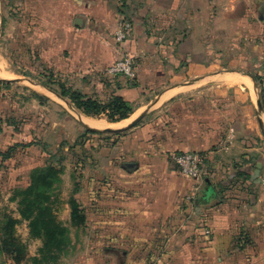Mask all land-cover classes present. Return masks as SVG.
<instances>
[{"label":"rangeland","instance_id":"374dc122","mask_svg":"<svg viewBox=\"0 0 264 264\" xmlns=\"http://www.w3.org/2000/svg\"><path fill=\"white\" fill-rule=\"evenodd\" d=\"M6 4L11 11L6 18L9 24H3L1 29L0 61L5 57L14 70L19 65V69L31 74L34 68L28 52V23L36 22L27 13L19 15L22 0H3V14ZM255 52L253 48L251 55ZM256 54L263 57L264 64V53ZM243 69L234 66L227 70L248 72ZM35 76L32 73L27 78V88L10 85L7 89L15 92L20 102L36 99L47 106L32 93V88L50 86L60 92L58 83L63 78L58 75L43 81ZM255 85L261 89L258 83ZM157 95L134 102L121 97L133 110L126 123L110 120V101L118 96L98 99L107 110L93 119L118 124L114 129L128 126L148 110L137 127L122 133H92L83 125L78 130L72 116L55 111L56 120L65 127L63 135L59 129L51 130L49 143L23 150L12 160V167L0 165V223L5 217L20 221L15 235L27 253L21 264H34L32 259L39 258L43 242L31 238L29 223L21 219L14 193L29 186L30 167L47 165L60 170L51 191V204L57 220L70 234V246L57 264H264L260 237L264 230V207L260 203L264 190L261 129L253 133L228 127L203 130L192 123L199 118L191 115L194 97L174 99L168 106L157 104ZM62 103L70 110V101ZM256 111L257 103L254 116ZM2 112L4 115V106ZM261 116L263 119L264 110ZM187 117L190 123L184 126ZM60 136L64 138L62 146L57 141ZM185 154L201 157L198 179L185 174L177 164L176 158ZM32 161L35 165L29 164ZM209 183L216 188V195L207 196ZM73 198L86 215L80 226L71 221ZM0 264L16 263L0 252Z\"/></svg>","mask_w":264,"mask_h":264},{"label":"crops","instance_id":"0c3cea01","mask_svg":"<svg viewBox=\"0 0 264 264\" xmlns=\"http://www.w3.org/2000/svg\"><path fill=\"white\" fill-rule=\"evenodd\" d=\"M61 3L60 7L49 9L47 18L43 14L40 22L28 23V52L37 80L51 81L42 75L46 69L53 73V78L60 75L66 87L99 100L116 95L134 102L158 93L156 103L169 106L174 99L194 97L191 115L199 118L193 117L192 123L201 129L259 131L253 113L257 103L256 82L250 72L255 67L264 71L263 57L256 54L264 53V0H64V4L62 0ZM7 5L3 14L0 0V41L3 24H9L6 18L11 7ZM22 7L19 15L29 10L26 5ZM124 22L131 24L132 31L124 43L117 45L115 34ZM253 48L256 52L251 55ZM32 50L39 52L38 59H34ZM126 54L135 61L136 75L132 82L119 76L106 77L107 71ZM234 66L248 72H228ZM31 74L19 69V65L14 70L5 57L0 61V81L18 80L10 85L27 88L24 83L30 82L27 78ZM8 89L4 88L2 94L14 99L18 121L41 113L47 117L42 143H49L51 130L59 129L61 135L66 131L63 123L56 120L58 110L72 116V124L78 130L80 125L90 130L118 127L84 115L71 103L77 114L66 110L62 102L67 105L68 100L50 87L32 88V93L48 103V109L36 99L20 102V97ZM261 99L264 101L262 92ZM218 108L221 109L217 111ZM188 119H184V126L190 123ZM98 123L105 126L98 129L95 126ZM60 138L59 145L64 141ZM13 143L11 137L4 136L0 151L7 152ZM25 149H17L4 167H12V160ZM29 164L35 165V161ZM262 193L260 203L264 207V190ZM260 237L264 243V230Z\"/></svg>","mask_w":264,"mask_h":264},{"label":"trees","instance_id":"16d2710c","mask_svg":"<svg viewBox=\"0 0 264 264\" xmlns=\"http://www.w3.org/2000/svg\"><path fill=\"white\" fill-rule=\"evenodd\" d=\"M22 2H24L23 5L28 6L29 12L27 10L25 12L34 22H40L44 18L43 14L45 16L49 9L60 7L62 4V0L48 2L32 0L30 4L27 3V0H22ZM47 17L45 16V18ZM32 55H35L34 59L36 60L39 57V52H33L32 50ZM42 75L51 78V80L54 77L53 73L46 69H43ZM250 75L260 85V90L264 95V71L260 72L255 67L251 70ZM109 76L117 77L110 74H107L106 77ZM9 86L10 83L0 81V138L4 139V136H8L14 140L12 147L7 152L0 151L2 164L13 158L14 153L19 148L41 146L42 136L47 131L48 122L44 113L26 116L18 121L15 117L14 99L2 94L3 88H9ZM58 86L60 88L59 95L70 101L84 115L94 118L106 113L107 109L97 98L88 97L80 91L66 87V84L62 82L58 83ZM36 97L41 99L39 96ZM262 104L264 107V101H262ZM3 106L4 115H2ZM110 111V120L113 122L127 120L133 114V110L121 97H115L110 101ZM87 130L88 132L98 133L96 130ZM24 136L27 138L23 139ZM62 145L63 142L60 146ZM60 174V170L54 165L33 168L29 173V186L14 193L13 200L18 201L20 217L23 221L29 223L31 238L40 239L43 242V246L39 250V258L32 259L34 264H57L70 246L69 230L57 220L51 204V191L58 182ZM210 195H216V188L211 183H209L207 191V196ZM70 205L72 224L74 226L83 225L86 221V215L81 210L78 202L73 198ZM19 224L20 221L12 217H5L4 221L0 223V252L10 256L16 264H21L27 254L26 246L15 235V228Z\"/></svg>","mask_w":264,"mask_h":264},{"label":"built area","instance_id":"2783aa9c","mask_svg":"<svg viewBox=\"0 0 264 264\" xmlns=\"http://www.w3.org/2000/svg\"><path fill=\"white\" fill-rule=\"evenodd\" d=\"M132 31L130 23L124 22L120 29L115 34V43L121 45L129 38ZM112 76L124 77L128 80H133L136 75L135 61L129 55H124L121 59L107 71ZM177 164L181 166L183 172L192 178L198 179L201 177L202 160L199 155L185 154L176 158Z\"/></svg>","mask_w":264,"mask_h":264},{"label":"water","instance_id":"95a60500","mask_svg":"<svg viewBox=\"0 0 264 264\" xmlns=\"http://www.w3.org/2000/svg\"><path fill=\"white\" fill-rule=\"evenodd\" d=\"M2 82H6V83H10V84H16L18 83V80H12V81H7V80H2ZM256 90V100H257V111H256V116L259 122V126L261 129V132L263 134L264 137V123H263V119H262V113H263V104H262V99H261V91L258 89ZM69 108L72 112H74L75 114H77V110L75 108H73L72 106L69 105ZM148 110L146 112H144L141 116H139L138 118H136L135 120H133L128 126H125L121 129H109V130H104L107 133H122V132H126L129 131L135 127L138 126V124L145 119V116L147 115Z\"/></svg>","mask_w":264,"mask_h":264},{"label":"bare ground","instance_id":"6f19581e","mask_svg":"<svg viewBox=\"0 0 264 264\" xmlns=\"http://www.w3.org/2000/svg\"><path fill=\"white\" fill-rule=\"evenodd\" d=\"M95 126H97V128H103L105 125L103 123H98V124H95Z\"/></svg>","mask_w":264,"mask_h":264}]
</instances>
